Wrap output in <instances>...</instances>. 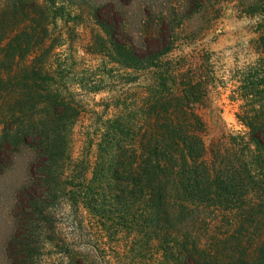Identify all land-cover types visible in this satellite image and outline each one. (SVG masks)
<instances>
[{
	"label": "trees",
	"instance_id": "16d2710c",
	"mask_svg": "<svg viewBox=\"0 0 264 264\" xmlns=\"http://www.w3.org/2000/svg\"><path fill=\"white\" fill-rule=\"evenodd\" d=\"M134 1L90 4L89 14L108 38L99 50L109 58L102 72L119 87L110 96L112 109L94 111L89 125L76 131L81 112L73 97L37 88L40 72L34 67L26 73L20 104L28 108V123L4 138L21 143L27 133L34 137L27 143L35 157L28 204L32 212L54 201L76 213L81 206L95 217L91 227L98 238L107 235L101 246L123 236L130 251L144 245L162 250L171 264H264V205H217L233 197L250 202V190L264 186V87L253 88L264 81L241 85L246 92L236 116L246 130L220 127L212 134L202 113L212 101L210 71L190 63L175 76L158 73L146 85L136 80L147 67L138 54L145 53V44H151V53L166 51L174 20L175 32L179 28L184 36L212 29L225 0H175V10L160 18L167 27L162 43L154 38L156 28L143 27L141 14L132 12ZM242 2L249 11L240 13L259 9L258 58L248 67L252 76L264 74V0ZM35 4L0 1V99L12 93L11 72L23 58L18 16ZM115 34L123 40L115 41ZM14 101L18 104V96ZM20 202L25 206L26 199L20 196ZM150 238L156 242L147 244ZM66 253L72 261L74 253Z\"/></svg>",
	"mask_w": 264,
	"mask_h": 264
},
{
	"label": "rangeland",
	"instance_id": "374dc122",
	"mask_svg": "<svg viewBox=\"0 0 264 264\" xmlns=\"http://www.w3.org/2000/svg\"><path fill=\"white\" fill-rule=\"evenodd\" d=\"M35 1L34 8L25 11L27 15L20 13L18 16L19 56L23 58H17L11 72V83L15 84L12 93L0 99V264H171L172 260L166 259L162 250L154 251L144 245L130 251L123 236L116 243L101 246L100 243L108 241L107 235L98 238L96 228L91 227L95 217L81 206L76 213L68 203L61 205L54 201L46 209L41 204L32 212L28 204L31 199L29 182L33 177L35 157L33 148L27 143L30 145L34 137L27 133L24 140L20 137L21 143H9L4 138L7 132L15 133L28 123L29 113L25 112L28 108L20 104L28 70L34 67L40 72L35 77L37 88L65 98L73 97L74 107L81 112L74 125L76 131L94 121V111L112 109L110 96L119 87L102 72V65L109 58L99 50L108 38L89 14L90 4L97 0ZM141 1L142 4L134 1L132 12L141 14L143 27L156 28L159 35L155 34L154 38L166 42L167 27L160 18L175 10V0ZM242 1L225 0L213 28L199 32L196 37L184 36L179 28L175 32L174 20L169 41L163 47L166 51L151 53V44H145V53L138 52L147 62L144 72L136 79L141 85L152 81L158 73L170 72L175 76L190 63L210 71L214 77L212 101L202 113L212 134L220 127L233 132L246 130L236 116L246 92L241 85L245 80L264 81L260 70L252 76L253 71L248 67L258 58L255 38L261 30L259 9L253 10L254 14L240 13L241 9L249 11ZM135 25L136 22L132 26L135 28ZM113 39L123 40L118 34ZM204 52H209L207 59ZM262 65L260 68L264 71V61ZM28 81L29 84L33 82ZM262 87V84L253 86L254 89ZM17 96L18 104L14 101ZM11 114L14 115L10 117ZM21 144L23 146L17 150ZM249 193L252 195L250 202L233 197L217 205L242 209L264 205V186H256ZM20 196L26 199L25 206ZM145 242L153 244L156 241L150 238ZM67 250L74 253L72 261H69Z\"/></svg>",
	"mask_w": 264,
	"mask_h": 264
}]
</instances>
